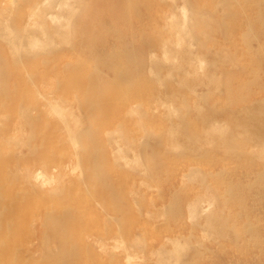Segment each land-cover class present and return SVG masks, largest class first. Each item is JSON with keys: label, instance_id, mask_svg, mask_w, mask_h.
I'll return each instance as SVG.
<instances>
[{"label": "bare ground", "instance_id": "6f19581e", "mask_svg": "<svg viewBox=\"0 0 264 264\" xmlns=\"http://www.w3.org/2000/svg\"><path fill=\"white\" fill-rule=\"evenodd\" d=\"M8 1L0 264H81L86 248L93 264H202L225 247L264 264V0ZM31 197L39 247L7 245L9 230L27 236Z\"/></svg>", "mask_w": 264, "mask_h": 264}, {"label": "rangeland", "instance_id": "374dc122", "mask_svg": "<svg viewBox=\"0 0 264 264\" xmlns=\"http://www.w3.org/2000/svg\"><path fill=\"white\" fill-rule=\"evenodd\" d=\"M15 1V0H12ZM4 2H9L8 0H4ZM145 33V31L143 29H136V34L137 35H143ZM108 51V50H107ZM109 52V51H108ZM44 59V56H42V60ZM12 66L11 65H6V69H9V82L7 80V86L8 89H18L17 87H15L14 85V80L17 77V74L12 72L10 70ZM27 69H30V67L27 65L26 67ZM54 70L56 69L55 67L53 68ZM20 71V70H19ZM42 71V70H39ZM25 72V70H24ZM23 72V73H24ZM45 72V71H43ZM42 72V73H43ZM20 104V99L17 100L16 102V106H19ZM107 107V106H106ZM43 111V106H39L38 108L34 109V113H39ZM13 120H6L4 121V124H2V128L6 129L8 126H13L15 124V122H17L16 117H12ZM119 122L114 121L113 124H116ZM59 154V153H58ZM59 159L63 158V162L65 165H68V158H66V155L64 154L61 158L58 157ZM43 159V158H42ZM218 161H215L213 163V167H210L212 170L217 171L219 170V163H217ZM191 164L187 163L185 165H181L180 167V172L174 176L169 184L167 185V187L165 188L164 192H165V196L167 198L172 197V193L173 191L179 189L181 187L180 181L182 178L183 173L186 171V168H188ZM14 166V164H13ZM34 171L36 172H43L44 168L42 166V162L39 161V163H37L34 167ZM60 169L58 167V165H52L50 167V172L57 175L59 173ZM71 176H73V174H71ZM21 183H24L23 178H20L19 181V185H16V189L14 190L15 193H18L23 187L21 185ZM3 191V190H2ZM149 196H153L156 194V191L151 189L148 192ZM151 194V195H150ZM153 194V195H152ZM65 194H61V197H64ZM29 202H31L32 205H30L28 208H31V212L32 214L30 215L32 217L31 221L28 220L27 221V227L29 228V232L27 234V236H23L20 238H17L16 232H13V230H9L10 232L8 233V235L6 236L5 243L7 245H11V244H19L23 247H25L26 249H36L39 247V238L41 236V227H40V223H36L35 224V220L37 218V216H39L40 214H43L42 208H37V203L35 202V199L32 200V197L30 199H28ZM96 206H98V202H96L93 197H91V200ZM18 202L14 203V209H18L19 205H17ZM98 204V205H97ZM99 208V207H98ZM41 221V220H40ZM39 221V222H40ZM14 225H12L13 227ZM168 229V228H167ZM165 226H158L157 228L155 227L154 230H152V232L148 233V240H151V242L155 243L156 245L164 243V242H168L170 237H175V236H180V235H187L188 233H191V228L189 226V222L183 224L180 228L178 229H168L167 230ZM167 230V231H165ZM25 237V238H24ZM165 237V238H164ZM91 239L89 238V241ZM92 242V241H90ZM22 247V248H23ZM213 250L217 251V247L215 244L211 245ZM97 248V247H96ZM95 248V252L100 253L101 251L100 249H96ZM252 247H249L248 249H243L241 251H239V253H237V250H235L233 247L232 249L225 247L224 251L222 252V254L219 255H211L209 256V258L202 264H260L259 260H263V258L261 257V259H259L258 261L254 260V255H253V249H251ZM82 252H84V255H87V257L82 258L83 262L81 264H93L94 262L92 255L88 252L87 248L86 250L82 249ZM85 252H88L89 254H85ZM82 254V255H83ZM7 256V254H5V257ZM104 264V263H102ZM201 264V263H198Z\"/></svg>", "mask_w": 264, "mask_h": 264}]
</instances>
